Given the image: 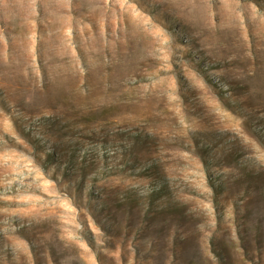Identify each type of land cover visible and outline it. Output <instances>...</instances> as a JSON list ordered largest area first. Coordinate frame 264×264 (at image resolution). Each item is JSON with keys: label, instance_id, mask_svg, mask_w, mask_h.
Instances as JSON below:
<instances>
[{"label": "rangeland", "instance_id": "obj_1", "mask_svg": "<svg viewBox=\"0 0 264 264\" xmlns=\"http://www.w3.org/2000/svg\"><path fill=\"white\" fill-rule=\"evenodd\" d=\"M0 264H264V0H0Z\"/></svg>", "mask_w": 264, "mask_h": 264}]
</instances>
